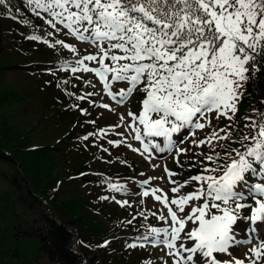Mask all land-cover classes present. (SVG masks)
<instances>
[{
	"label": "snow or ice",
	"instance_id": "snow-or-ice-1",
	"mask_svg": "<svg viewBox=\"0 0 264 264\" xmlns=\"http://www.w3.org/2000/svg\"><path fill=\"white\" fill-rule=\"evenodd\" d=\"M28 3L34 5L31 10L40 18L45 19L41 12L46 13L45 23L57 32L66 29V34L96 48L95 54L78 56L70 69L72 73H94L103 91L118 104L134 91L144 94L140 111L127 113L138 126L125 124L135 133L132 138L142 144L144 137H163L165 148L175 147L173 134L184 130L194 137L195 130L210 125L209 113L214 112L217 119L232 121L244 85L261 70L264 62V0H28ZM3 4L5 0H0V5ZM28 38L41 40L37 35ZM55 45L77 52L74 46L59 39ZM85 62H95L97 66L89 67ZM113 82H124L127 87L115 93ZM93 95L90 92L76 99ZM100 107L108 109L109 105ZM84 111L81 109L82 114ZM254 112L255 118L246 117L249 122L245 127L250 131L241 138V149L232 148L223 154L215 151L217 145L213 140L219 143L230 139L225 129L213 130L206 139L192 140L197 147L208 144L214 154L204 159L215 165L204 168L208 175L190 177L200 184L196 191L175 198L158 188L141 193L144 197L151 195L167 209V216L158 218L166 223L170 219L168 227L150 228L144 239L154 246L163 245L172 264H201V257L206 264H264V237L248 249L244 259L232 256L219 260L214 255L231 256L230 248L236 243L234 228L239 221H246V231L252 234L264 226V112L256 109ZM120 119L124 121L123 116ZM108 143L118 146L124 141ZM152 148L164 151L159 144H152ZM144 151H149L147 145ZM185 151L176 148L177 155ZM165 172L170 177L175 175L168 169ZM252 176L257 182H251ZM187 184L185 181L171 187L170 193H179ZM110 187L121 190L115 184ZM193 201L202 203L181 216L185 206ZM116 203L123 206L127 201ZM245 212L249 214L244 215ZM189 222L194 227L185 231ZM181 233L191 244L182 241ZM108 243L105 241L101 247Z\"/></svg>",
	"mask_w": 264,
	"mask_h": 264
},
{
	"label": "rangeland",
	"instance_id": "rangeland-1",
	"mask_svg": "<svg viewBox=\"0 0 264 264\" xmlns=\"http://www.w3.org/2000/svg\"><path fill=\"white\" fill-rule=\"evenodd\" d=\"M3 21L10 22L7 18H3ZM15 35H19V32L7 31L3 36L6 39V51L8 52L6 59L9 57L11 60H23L30 50L39 52L45 50L40 40L25 41L26 43L21 44L16 42ZM63 35L72 38L70 44L77 49V52L82 51V56L92 54L87 44L89 42L78 41L69 34L63 33ZM76 59L56 66L55 69L59 70L56 77L62 75V79H69V87H75V89L73 88L75 96H79L76 88L83 85L86 93L94 92L95 95L92 96L94 100L90 103V107L87 100L84 99L79 100L77 108H73V99L67 93L60 91L48 74L42 73L38 76L32 73H21L18 67H14L6 70L2 79L6 85L16 91L19 100L6 104V115L17 127L31 132L39 142L49 144L53 148L63 147L55 150L59 165L58 174L64 167H70L73 172H79L81 168L88 166L86 168L88 172L106 173L107 175L123 171L124 175L109 185L96 186L83 183L78 178L65 182L68 192L82 206L86 218L92 221L95 219L106 226L116 224L123 227L114 234V242H112L114 245L106 249V254L109 255L113 264H165V261L167 264H172V259L166 255L167 249L163 245L154 246L149 240L144 239L149 234L150 228L168 227L171 223L170 219L166 223L158 218L160 215L167 216V209L160 202L155 201L151 195L144 197L141 193L145 190L151 191L152 188H158L163 193L175 198L177 195L196 191L200 184L190 179L188 171L191 165H188L187 161L191 158L209 167H215V165L204 159L205 156L214 154L208 144L197 147L192 143V140H203L213 130L225 129L230 134V139L219 141V143L213 140V144L217 145L215 151L223 154L232 148L241 149V138L249 134L250 131L245 127L249 122L246 117L255 118L254 109L259 112L260 110L256 107L254 99L246 92L244 85L242 99L238 103V111L232 121L223 117L217 119L214 112L209 113L210 125L204 129L195 130L194 137L190 133L186 134L184 130L179 134H173L172 140L177 142L175 147L165 148L163 137H144L142 144L132 138L135 133H132L125 124L133 123L134 126H138L127 116V113L140 111V102L144 98V94L134 91L130 97L124 99L123 103L118 104L103 91V85L94 73L71 72L70 69L74 66ZM85 63L89 67L97 66L95 62ZM24 71L23 69L22 72ZM86 81H91V84H87ZM126 87L127 84L124 82H113L112 90L118 93ZM119 99L120 97L117 96V100ZM102 104H108L109 108L100 107ZM113 108L115 111L110 110ZM81 109L85 110L83 114ZM53 114H57V116L53 117ZM121 116L124 117L123 122L120 119ZM203 122L207 125V121ZM69 127L72 129L69 130ZM119 133H124V135H119ZM220 134L224 135L225 133ZM85 136H88L87 140L83 139ZM109 140H123L124 143L114 146L108 143ZM181 140L183 142L179 143ZM129 144L131 148L128 147ZM152 144H159L161 148H164V151L153 149ZM145 145L149 149L147 152L144 151ZM110 147H113L115 151H129L130 155L136 159L140 170L136 174L125 175L126 170L123 169L121 163L113 158L112 152L109 151ZM132 148L138 149V151L134 152ZM176 148L186 151L177 155ZM98 149L101 157H94L92 151ZM84 162H88V164L85 166ZM220 163H224V161L221 160ZM165 169L175 175L170 177ZM205 173V175L209 174ZM145 180L149 181L148 184L143 183ZM171 181H175V184ZM185 181H188V184L180 189L179 193H170L171 187L184 184ZM112 184L121 186V190H113L110 187ZM2 186L3 184L0 183V187ZM104 197H108V199H103ZM116 201H127V204L122 206ZM200 203L202 201L190 202V206H185V213L180 215H186L191 211V207ZM140 213L144 215H140ZM151 213L156 215L153 216ZM248 214L244 213V215ZM145 216L147 219L144 218ZM129 217H135L131 221L133 226L128 223ZM192 227L194 225L189 222L185 231L191 230ZM246 228V221L238 222L234 228L236 243L230 248L231 256L215 253L217 259L228 260L232 256L244 259L248 249L255 245L259 238L264 237V226H261L255 234L249 233ZM181 237L185 244H191V241L185 238L184 233H181ZM130 244H136L137 247L131 248L128 246ZM119 248L120 250H117ZM185 255L187 254L185 253ZM41 264L57 263L50 260L45 254ZM201 264H206L202 257Z\"/></svg>",
	"mask_w": 264,
	"mask_h": 264
},
{
	"label": "trees",
	"instance_id": "trees-1",
	"mask_svg": "<svg viewBox=\"0 0 264 264\" xmlns=\"http://www.w3.org/2000/svg\"><path fill=\"white\" fill-rule=\"evenodd\" d=\"M33 7L28 0H5V4L0 5V183L3 184L0 187V264H41L45 254L57 264H113L106 249L114 245L113 236L123 227L116 224L106 226L95 219L86 218L82 206L68 192L65 182L78 178L83 183L96 186L109 185L122 177L123 171L109 175L94 174L86 171L88 162H84L86 167L79 172L64 167L58 174L55 150L63 147L53 148L39 142L31 132L17 127L6 115V104L19 100L16 91L2 79L5 71L14 67H18L21 73L48 74L60 91L73 94L69 95L73 105H79L73 91L75 87L70 88L69 79H62V75L57 78L59 70L55 67L81 57L83 52L72 53L55 45L57 39L71 45L72 38L63 35L66 29L57 32L45 23L47 14L41 12V16L45 17L42 19L31 10ZM3 18L9 19L7 23L11 24L5 23ZM58 27L62 28L60 25ZM7 31L19 32L15 40L21 44L32 41L28 38L32 35L40 36L45 50H30L23 60L6 59L8 52L3 36ZM45 40L48 43H44ZM87 44L91 53L95 54L96 48L91 43ZM245 88L256 107L264 112V62H261V70L250 78ZM76 89L79 96L86 94L84 85ZM85 100L90 107L89 101L92 102L94 98L88 96ZM56 116L53 114V117ZM70 127L69 130L72 129ZM109 151L122 164L125 175L136 174L140 170L129 151H115L113 147ZM92 153L94 157H101L99 149ZM187 164L191 165L188 171L190 176L205 175L204 168L209 167L191 158ZM250 179L256 182L255 176ZM132 220L133 217H129L128 221ZM105 241L109 242L108 245L101 247Z\"/></svg>",
	"mask_w": 264,
	"mask_h": 264
}]
</instances>
